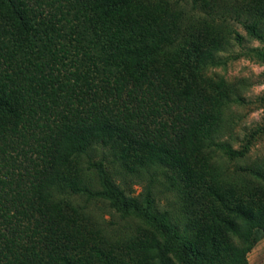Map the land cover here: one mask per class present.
Segmentation results:
<instances>
[{"label":"trees","instance_id":"16d2710c","mask_svg":"<svg viewBox=\"0 0 264 264\" xmlns=\"http://www.w3.org/2000/svg\"><path fill=\"white\" fill-rule=\"evenodd\" d=\"M254 9L264 13V0ZM181 19L143 0H0V264H250L264 237V167L223 186L207 149L235 91L203 74L218 40L193 36L175 50ZM98 148L129 173L173 170L194 235L164 224L150 186L127 193L102 162L89 161L92 188L81 160ZM61 190L107 201L153 232L113 255Z\"/></svg>","mask_w":264,"mask_h":264},{"label":"rangeland","instance_id":"374dc122","mask_svg":"<svg viewBox=\"0 0 264 264\" xmlns=\"http://www.w3.org/2000/svg\"><path fill=\"white\" fill-rule=\"evenodd\" d=\"M151 11L179 12L182 14L184 40L175 50L185 47V40L196 36L197 41L207 46L214 39L221 44L215 51L214 59L203 70L204 76L224 81L234 88V95L223 109L221 126L214 141L207 149L223 175V186L242 185L248 175L243 169L264 167V40L252 37L247 25H256L264 33V13L254 6L262 0H209V7L187 0H143ZM237 152L234 157L227 150ZM89 161L102 162L113 174L116 182L134 196L145 195L147 186L152 188L155 212L164 224L183 230L189 227L188 235L193 236V227L188 224L192 210L191 200L184 193V183L177 181V174L165 166L150 167L138 173H129L116 161L107 148H98L84 156L81 166L92 188L98 189V179ZM246 177V178H245ZM128 182V183H126ZM59 199L70 200L82 208L85 223L92 230L101 232L106 238L107 250L120 254L132 240L150 236L152 227L143 220L130 215L122 216L109 202L87 199L86 196L71 195L65 190L58 193ZM162 220V221H163ZM125 251V250H124ZM126 259V255H121ZM120 257V256H119ZM250 264H264V237L248 255Z\"/></svg>","mask_w":264,"mask_h":264}]
</instances>
